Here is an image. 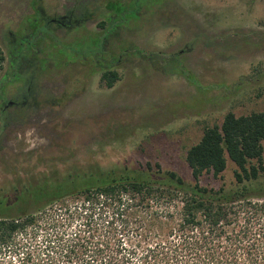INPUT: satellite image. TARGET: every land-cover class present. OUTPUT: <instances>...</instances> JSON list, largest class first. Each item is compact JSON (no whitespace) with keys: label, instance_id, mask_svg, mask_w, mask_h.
I'll return each mask as SVG.
<instances>
[{"label":"rangeland","instance_id":"obj_1","mask_svg":"<svg viewBox=\"0 0 264 264\" xmlns=\"http://www.w3.org/2000/svg\"><path fill=\"white\" fill-rule=\"evenodd\" d=\"M61 16L71 20L56 33ZM46 22L17 80H4L17 23L29 33ZM0 48V194L91 164L158 163L192 182L185 153L203 128L264 109V0H0ZM106 69L118 72L112 87ZM235 168L200 183L231 187ZM109 209L73 195L30 208L35 222L0 242V264H103L112 251L110 264H138L156 238L142 213ZM244 220L208 246L223 262L264 264V215Z\"/></svg>","mask_w":264,"mask_h":264},{"label":"trees","instance_id":"obj_2","mask_svg":"<svg viewBox=\"0 0 264 264\" xmlns=\"http://www.w3.org/2000/svg\"><path fill=\"white\" fill-rule=\"evenodd\" d=\"M105 24L99 23L102 28ZM3 60L0 48V69ZM118 78L114 69H106L100 76L106 87H112ZM263 140L264 109L244 115L228 111L220 124L205 126L198 141L186 150L192 182L158 163L133 168L91 164L31 177L12 192L0 194V242H8L35 222L30 208L73 195L83 203L110 208L112 216L142 213L138 227L157 241L147 244L138 264L182 260L184 264H251L223 262L214 257L216 250L208 243L228 233L229 226L234 231L242 219L245 223L264 215V182L259 180L264 173ZM228 160L236 166L231 187L216 189L200 183L205 172L221 175ZM172 235L176 240L170 239ZM114 255V251L107 254L103 264H110Z\"/></svg>","mask_w":264,"mask_h":264},{"label":"flooded vegetation","instance_id":"obj_3","mask_svg":"<svg viewBox=\"0 0 264 264\" xmlns=\"http://www.w3.org/2000/svg\"><path fill=\"white\" fill-rule=\"evenodd\" d=\"M26 8V7H25ZM46 18V14L45 13H40V17L39 20H43ZM65 18L63 16L58 17V18H51V23L53 22L56 27L55 29L53 28L52 30H54L56 33L58 32L59 28H61L64 23H69L71 18H68L66 22H64ZM21 21V20H20ZM18 21V23L20 22ZM74 22H77L76 20ZM17 23V34L13 35V52L10 54L11 56V62H10V66H11V74H5L3 79L4 80H9L12 81L13 79L17 80L18 77V72H21V68L22 63L25 62V55H28L29 53H31L32 55L33 53V48L34 46H36V44L38 43V39H42V37L45 36V34L48 32L47 29V22L46 23H42L39 24L38 26L34 27L33 30H30L29 33L27 32L29 30V28L24 27L22 28L20 26V24ZM106 25V24H105ZM112 23L110 22V27H106L104 26V33L108 32L111 28ZM114 26V25H113ZM55 41L58 43L59 39L58 36H55ZM36 50V49H35ZM37 51V50H36ZM39 52V49H38ZM27 61V60H26ZM36 62V60H35ZM40 60H38V64L41 65ZM13 80V81H14ZM2 102H3V98H1ZM12 103H14V101H10L9 104L11 105ZM15 104V103H14ZM20 105H24V101L19 103ZM17 106V105H15ZM28 120L30 121L31 118L29 116Z\"/></svg>","mask_w":264,"mask_h":264}]
</instances>
